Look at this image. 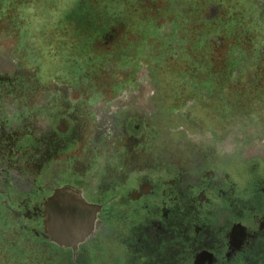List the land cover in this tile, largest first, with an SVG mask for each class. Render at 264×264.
Listing matches in <instances>:
<instances>
[{
  "label": "flooded vegetation",
  "instance_id": "1",
  "mask_svg": "<svg viewBox=\"0 0 264 264\" xmlns=\"http://www.w3.org/2000/svg\"><path fill=\"white\" fill-rule=\"evenodd\" d=\"M134 5L0 14V264H264V0Z\"/></svg>",
  "mask_w": 264,
  "mask_h": 264
},
{
  "label": "rangeland",
  "instance_id": "2",
  "mask_svg": "<svg viewBox=\"0 0 264 264\" xmlns=\"http://www.w3.org/2000/svg\"><path fill=\"white\" fill-rule=\"evenodd\" d=\"M139 1L142 2L144 0ZM132 3L133 0H93L91 3L89 0H0V14H6L7 16L8 12V18L6 19L13 21L15 25H22L19 20L21 18L23 29L25 30L23 43L27 44L28 48L34 47V51L41 56L42 66L47 70H52V67L55 69L56 66L58 68L66 67L68 63L65 62V64L62 63L61 65L58 60L47 59V56L42 55L43 48L53 39L50 34L51 31L55 29L52 32L53 36L61 29L71 31L72 28L89 22L90 12L94 13L95 10H101L107 17L114 16L119 19L123 16L126 17L130 13V16L135 14L138 17L142 14V9L136 5L132 7ZM4 22V20L0 21V28L7 29L8 27L4 26ZM260 24L264 26V16ZM13 41L11 38L8 39L4 45H1V48H4V50L9 49ZM75 41L68 36L66 42L69 46ZM66 52L71 53L69 49ZM0 54L5 55L2 51ZM60 54L63 55V52H60ZM28 55H31L30 50ZM91 55L96 56L93 52ZM6 56H9V54ZM64 58L66 57L64 56ZM98 61L96 62L102 65L105 62H112V58L98 57ZM6 64L10 65L9 62ZM180 72L181 70H178L174 73L178 75Z\"/></svg>",
  "mask_w": 264,
  "mask_h": 264
},
{
  "label": "trees",
  "instance_id": "3",
  "mask_svg": "<svg viewBox=\"0 0 264 264\" xmlns=\"http://www.w3.org/2000/svg\"><path fill=\"white\" fill-rule=\"evenodd\" d=\"M8 14V13H7Z\"/></svg>",
  "mask_w": 264,
  "mask_h": 264
}]
</instances>
